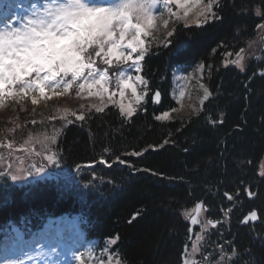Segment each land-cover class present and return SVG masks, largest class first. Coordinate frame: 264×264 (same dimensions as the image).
Wrapping results in <instances>:
<instances>
[{
	"label": "trees",
	"instance_id": "obj_1",
	"mask_svg": "<svg viewBox=\"0 0 264 264\" xmlns=\"http://www.w3.org/2000/svg\"><path fill=\"white\" fill-rule=\"evenodd\" d=\"M218 3L214 10L222 19L177 25L166 44L144 54L148 95L131 118L108 104L103 113L73 107L67 112L71 124L52 114L40 120L22 114L8 124L22 133L56 132L53 153L75 174L64 182L45 179L21 187L1 182L0 229L12 223L29 235L49 217L76 214L88 238L116 240L110 250L122 264H181L189 220L202 201L204 219H218L221 229L209 232L207 250L226 253L223 264H264V61L251 59L243 71L223 65L226 53L236 54L256 36L264 22L256 10L264 12V0ZM197 64L205 68L210 98L188 117L156 119L178 106L167 94L174 66L186 72ZM156 89L162 92L159 103L151 97ZM70 113L86 119L76 121ZM131 152L142 155L126 154ZM252 211L260 221L243 225Z\"/></svg>",
	"mask_w": 264,
	"mask_h": 264
},
{
	"label": "snow or ice",
	"instance_id": "obj_2",
	"mask_svg": "<svg viewBox=\"0 0 264 264\" xmlns=\"http://www.w3.org/2000/svg\"><path fill=\"white\" fill-rule=\"evenodd\" d=\"M194 2L197 6L203 4L199 15L204 17L207 22L222 19L219 13L214 10L219 6L218 0H113V2H103V0H35L26 10V14L17 17L16 20L8 22L7 20L0 25V108L6 106V100L20 104L26 97L31 98V103L36 105L39 100L53 96H66L74 88L76 95L83 98V93L87 89L88 96H97L103 101L107 95V100L112 103L115 92L109 94L108 72L97 66V58L104 64L111 66L113 61H122L128 63L135 72H139L140 62L144 60V54L147 51L143 37L150 35L151 30L156 26L157 15L155 10L161 7V12L167 11L169 15H177L172 12L170 5L175 4L177 8H185L182 19L188 16L186 5ZM257 16L264 17V12L260 8L256 10ZM163 25L167 27L168 21L164 20ZM264 29V23L259 25ZM171 35V33H169ZM130 50V51H126ZM139 52V56L133 58L132 53ZM244 49L241 48L236 53L237 59L226 61L225 67L231 63L243 71L242 61L244 57L240 55ZM232 56L233 53H226ZM121 77L124 72H120ZM261 75H264L262 73ZM132 77L127 80H120L118 83L123 89L131 88L132 96L135 97L136 104H140L144 97L148 95L147 81L137 75L135 80L145 85L142 95L137 94V88L131 83ZM92 89H97L95 92ZM207 93V89H205ZM124 91L119 92V114L131 118L136 114V108L131 103H123ZM160 93L157 91L153 100L159 102ZM207 99V96H205ZM83 107V105H81ZM96 113H103L107 104L102 106L93 105ZM175 111V109H173ZM75 116L76 121H85L84 115L70 113ZM65 114L61 117L68 124L73 123L67 120ZM168 113H164L166 117ZM163 117H156L160 120ZM33 123H35L33 121ZM11 131V130H10ZM31 136L25 141V144L31 143ZM42 147L51 151L50 144H56V135L45 136L43 141L37 140ZM168 143L167 140L164 141ZM13 148V143L4 145L0 143V148ZM22 151H27L22 148ZM131 156H140V152L126 153ZM50 162H55V153L46 156ZM101 164L105 161L101 160ZM119 163L126 164V161L120 160ZM111 165H109L110 167ZM4 172L0 170V176L10 177L12 182H17L22 178L23 168L16 171ZM33 167H36L33 165ZM128 167L133 165L128 164ZM135 171H148L147 169H134ZM44 171L43 167H37V174ZM31 175V171L29 170ZM156 175L155 172L152 173ZM264 178V173H261ZM251 197L253 193L248 190ZM229 201L234 199L232 194L225 193ZM204 205L198 203L195 205L197 216ZM258 213L252 211L245 222L258 219ZM135 219V217H133ZM131 222V221H130ZM218 219H207L199 221L196 218L190 219L188 232L190 244H185V252L189 246L197 259L189 260L187 256L182 264H222V258L207 250V244L211 242V235H205L210 225L212 229L217 228ZM199 225L197 231L192 226ZM52 222L46 226L44 232L33 234L30 240H25L23 234L15 227L11 230L12 248H19L21 255L17 258H9L5 249V256L0 260V264H57L59 253L54 246V241L63 238L62 233L51 231ZM219 235V233H215ZM203 242V243H202ZM112 244L116 240L111 241ZM231 251V248H229ZM87 255L93 259V264H104L103 258L96 261L92 250L86 253H73L72 259L76 264H85L83 257ZM107 264H112L109 256ZM116 264H122L120 260Z\"/></svg>",
	"mask_w": 264,
	"mask_h": 264
},
{
	"label": "rangeland",
	"instance_id": "obj_3",
	"mask_svg": "<svg viewBox=\"0 0 264 264\" xmlns=\"http://www.w3.org/2000/svg\"><path fill=\"white\" fill-rule=\"evenodd\" d=\"M34 1L30 0H0V16L3 17V21L6 20L8 22H12L17 19V17H22L26 14V10L30 9L31 4ZM103 2H113V0H103ZM208 0H204L206 4ZM204 5L201 4L197 6L194 2L188 3L186 5L188 10V16L182 19H178L177 16L183 17V13L185 8H177L175 4L170 5L172 12H175L177 15H169L167 11L161 12V7H158L155 10V14L157 15L156 26L151 30L150 35L147 37H143L145 40V47L147 51L150 47L154 46V44H166L170 35L174 31L177 25H181L183 27H189L192 25H200L204 24V17L199 15L200 9ZM167 20L168 25L165 27L163 25V21ZM212 20L211 18L208 19ZM264 23V22H263ZM3 24V23H2ZM1 24V25H2ZM262 24V23H261ZM259 28V27H258ZM243 48L244 52L240 53L244 57L242 64L243 68L245 67L246 63L254 59L256 61H264V29L259 28L257 30V34L253 39H250L243 43V45L239 48V50ZM237 50V53H239ZM130 51V50H126ZM146 51V52H147ZM145 52V53H146ZM139 52L132 53L133 58L139 56ZM234 54V53H233ZM237 59V55L234 54L231 56H226V60L224 61L223 65H225L226 61H232ZM230 65H233L229 63ZM97 66L102 70H107L108 72V84L107 87L109 89V94L115 92L116 95L112 98V103H109L107 100V95L104 96L103 101H101L97 96H88L87 89L83 93V98L78 97L76 95V89L74 88L68 95L66 96H53L52 99H41L38 101L36 105L31 103V98L26 97L20 104L13 102L11 99L6 100V106L4 108H0V123L7 122L4 126L1 127L3 130L2 135H5L0 143L7 145L8 143H13V148L8 149L6 146L0 148V170L4 172L9 171V165L11 166L12 171H16L17 169L23 168V175L22 178L17 182H12L10 177L0 176V183L1 182H10L18 187L23 185H27L30 183H35L36 181L45 180V179H52V181L59 180V181H66L67 179H72V176L75 173L68 171L66 168L61 167V164L58 163V160L55 157V162H50L45 159L46 156L52 155L54 152L55 144H50L51 151H47L42 147L41 143L36 142L37 140L43 141L45 136L51 137L52 135H57L56 132L51 131H35L29 132L25 131L24 133L20 132L19 130H15L12 126L8 127V124H14L17 122L19 117L23 114L27 116V118H39V120L44 117L46 114H52L54 116L60 117L65 114V112H72L73 107L76 109H86L92 107L93 105L102 106L103 104H112L119 109V102L120 96L119 92L121 90L124 91V99L123 103L128 105L131 103L133 107H136L139 104H136L135 97L132 96L131 88L123 89L118 81L120 80H127L128 76L132 77L131 83L134 84L137 88V94L142 95L145 89V85L138 83L135 80L137 75L141 76V70L139 72H135L131 66V61L128 63H124L122 61H113L111 66L104 65L99 58H97ZM141 69V65H140ZM204 66L202 64H197L193 66L189 72L185 73L182 72L178 68H174L172 73H170L172 79L169 80V86L167 90V94L173 97L174 100L177 102V108L175 111H167L168 113L166 117L164 114L161 116L162 119H169L173 118L174 116L177 117H188L191 114L196 113L203 105V103L210 98V93L207 87L204 84ZM124 72V76L121 77L119 75L120 72ZM264 71V70H263ZM261 71V72H263ZM148 89V88H147ZM207 89V93L205 92ZM97 89H92L95 92ZM160 95V102L162 100V92L159 89ZM156 91V92H157ZM156 92L151 94V97L154 96ZM207 96V99H205ZM147 96L144 97V100ZM142 100L140 104L144 101ZM83 105V107H81ZM75 109V110H76ZM1 126V124H0ZM6 129V130H4ZM11 130V131H10ZM60 131V129H59ZM31 136L33 138L32 142L29 144H25V141L28 137ZM22 148H26L27 151H22ZM35 165L36 167H33ZM37 167H43L44 171L37 174ZM61 167V168H60ZM29 170L31 171V175L29 174ZM261 173H264V159L259 167ZM75 172V171H74ZM260 173V174H261ZM194 215V213H193ZM191 216V218L193 217ZM259 217V216H258ZM190 218V219H191ZM199 221L203 222L206 221L203 217V214L200 210L199 215L196 217ZM260 218H258V222ZM52 222V229L51 231L55 234L56 229H61L64 231V238L67 236L69 237L72 233L79 235L78 225L75 219L66 218L63 220H51ZM190 224V220H189ZM250 224V222H248ZM199 225L193 226L194 229L197 231L199 230ZM210 229V230H209ZM211 230H220L218 227L216 229L208 228L207 233ZM45 231V230H44ZM43 231V232H44ZM72 235V239L75 237L79 238L76 235ZM80 236V235H79ZM70 238V239H71ZM81 240V239H80ZM65 241V244L63 243ZM84 241V245L87 247V251L90 249L93 252V257L96 261L101 260L103 258L104 264H107L109 256H111L112 264H116V261L119 260L114 254L110 252V248L112 247V240L105 242L103 245H98L96 242H89ZM203 243V242H202ZM190 244V242H189ZM2 245V244H1ZM54 246L57 249L59 255L54 257L57 260V264H76V262L72 259L73 253H83V248H77L70 246L66 240H57L54 241ZM8 249V257L9 258H17L18 255L21 253L19 248L13 249L12 242L3 244L2 254L3 257H0L2 260L5 256V249ZM220 252H218L219 254ZM215 254V253H214ZM187 258L191 260L197 259V254H194L189 246L187 254ZM223 256H227L226 253H222V261ZM86 262L85 264H93V259H89L86 255ZM223 264V262H222Z\"/></svg>",
	"mask_w": 264,
	"mask_h": 264
},
{
	"label": "bare ground",
	"instance_id": "obj_4",
	"mask_svg": "<svg viewBox=\"0 0 264 264\" xmlns=\"http://www.w3.org/2000/svg\"><path fill=\"white\" fill-rule=\"evenodd\" d=\"M2 17L0 16V21H1ZM155 102V101H154ZM160 102V99H159ZM159 102H155V103H159ZM70 241H72V244L77 245L78 247H80L81 249L83 248V253H86V246L82 243V241L80 240V238H77L74 236V238L69 239ZM76 246V247H77ZM86 255L83 257L84 261L86 262Z\"/></svg>",
	"mask_w": 264,
	"mask_h": 264
},
{
	"label": "water",
	"instance_id": "obj_5",
	"mask_svg": "<svg viewBox=\"0 0 264 264\" xmlns=\"http://www.w3.org/2000/svg\"><path fill=\"white\" fill-rule=\"evenodd\" d=\"M200 203L202 204V201H201ZM196 217H197V214H196V211H195V213H194V215H193L192 218H196ZM247 217H248V216H247ZM247 217H246V218H247ZM246 218H245V219H246ZM257 221H258V219H256V220H251V221H249V222H254V223H255V222H257ZM244 222H245V221H244ZM192 227H193V226H192ZM190 236H191V234H190ZM186 253H187V252H185V248H184L182 262H183V260L185 259ZM181 264H182V263H181Z\"/></svg>",
	"mask_w": 264,
	"mask_h": 264
}]
</instances>
